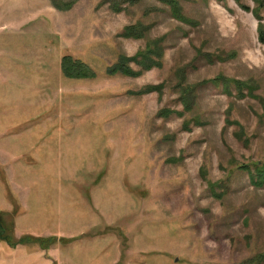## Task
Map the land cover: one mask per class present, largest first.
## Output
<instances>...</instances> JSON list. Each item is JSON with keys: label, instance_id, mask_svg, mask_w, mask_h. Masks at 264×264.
Listing matches in <instances>:
<instances>
[{"label": "rangeland", "instance_id": "374dc122", "mask_svg": "<svg viewBox=\"0 0 264 264\" xmlns=\"http://www.w3.org/2000/svg\"><path fill=\"white\" fill-rule=\"evenodd\" d=\"M121 2L0 0V264H264L254 2Z\"/></svg>", "mask_w": 264, "mask_h": 264}, {"label": "trees", "instance_id": "16d2710c", "mask_svg": "<svg viewBox=\"0 0 264 264\" xmlns=\"http://www.w3.org/2000/svg\"><path fill=\"white\" fill-rule=\"evenodd\" d=\"M162 1L170 7L171 15L175 20L184 22V23L188 22L186 17L182 15L178 0H162ZM235 1L238 4H242L244 0H235ZM252 1L255 4V9L251 10L250 7H247L244 5H242V8L247 12L252 11L253 15L257 19L258 21V28H257L258 40L261 44H264V0H252ZM124 4H129V5L135 4V0H122V2L119 3V6L115 8V12L117 13L123 12L122 6ZM144 31H146V29L142 30L141 27H137V26L128 27L124 36L126 38L142 39L144 38V34H143ZM163 42H164L163 39L156 41L155 43L156 48H152L151 43H149L147 50L145 52L139 53L136 57L132 59H127V58L122 57L120 60V64H119L120 74L138 78L142 76L144 72L151 71L158 66H162V59H163L164 51H165ZM67 61H68V58H65L64 66L66 65ZM132 62H137L142 67V71L140 72L132 71V69L129 67V64ZM65 72L67 75H69V73L66 70ZM160 89L161 87H149L146 92L148 93L155 92V91L159 92ZM187 92H188L187 94L183 93V97H182V99L184 100L186 104L185 110L192 109L194 106L193 104L195 103V100L197 99V95L195 94L196 87H192V88L189 87ZM188 94L191 97L188 98L187 97ZM191 98L193 100V103L190 106L189 100ZM260 175L262 176L263 180L261 182H257V185L259 187H262L264 186V168H262V170L260 171ZM1 238L3 240H7L4 237H1ZM7 242L11 245V242L9 240H7ZM16 245L17 244L11 245V246L16 247Z\"/></svg>", "mask_w": 264, "mask_h": 264}, {"label": "crops", "instance_id": "0c3cea01", "mask_svg": "<svg viewBox=\"0 0 264 264\" xmlns=\"http://www.w3.org/2000/svg\"><path fill=\"white\" fill-rule=\"evenodd\" d=\"M75 256H77V253H76V255ZM76 258V260H75V262L74 261H72L71 262V264H79V263H81V261L80 260H82L83 259V255H79V256H77V257H75ZM78 260V261H77Z\"/></svg>", "mask_w": 264, "mask_h": 264}]
</instances>
